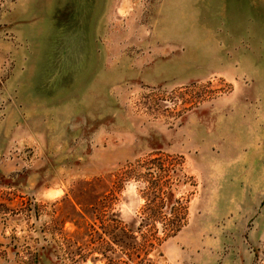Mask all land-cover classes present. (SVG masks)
<instances>
[{"label":"rangeland","instance_id":"374dc122","mask_svg":"<svg viewBox=\"0 0 264 264\" xmlns=\"http://www.w3.org/2000/svg\"><path fill=\"white\" fill-rule=\"evenodd\" d=\"M0 264H264V0H0Z\"/></svg>","mask_w":264,"mask_h":264}]
</instances>
